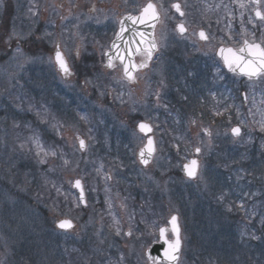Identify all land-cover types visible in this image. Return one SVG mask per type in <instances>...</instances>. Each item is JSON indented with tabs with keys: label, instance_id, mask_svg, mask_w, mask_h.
Returning <instances> with one entry per match:
<instances>
[{
	"label": "rangeland",
	"instance_id": "374dc122",
	"mask_svg": "<svg viewBox=\"0 0 264 264\" xmlns=\"http://www.w3.org/2000/svg\"><path fill=\"white\" fill-rule=\"evenodd\" d=\"M18 1L22 0L5 1V7L6 5L8 7L5 14L3 1L0 0V116L4 115L6 104L9 111L10 107L12 108L13 118L19 115L21 110L37 106L40 115L39 127L44 128L42 131L44 139L40 137L44 151L38 155L36 146L29 142L25 143V140L24 147L19 145L17 142L20 139L19 134L8 138L0 122V264H63L66 250L70 254L74 253V248H68L67 244L74 243L72 242L74 239L80 242L86 234L85 231L93 233L98 243L108 232L102 221H99L98 214H93L98 202L97 194L103 193L104 199L100 196L99 200L101 205L108 204L116 209L117 213H121L120 208L126 205V200L122 196L121 198L118 192L116 194V191L125 192L126 196L128 194L131 196L134 192L139 195L147 194L144 185H147L146 189L149 191L144 205L149 199L157 202L161 197L164 200L161 206L165 209V221L161 225H164L170 216H178L182 240L178 264H264V147L262 150L258 149L259 142L264 146V140L260 141L264 138V123L259 117L243 118L238 114L213 112L207 106H201L196 111H185L183 108L179 112V104L187 97L189 99L191 97L181 94L184 87L175 77L165 89L152 85L145 102L141 100L145 88L138 86L132 91V94L137 95V99L132 98L133 100L124 103V108L118 111H130L126 116L137 115L141 120L152 124L155 130L156 156L148 169L139 168L135 153L144 145V140L133 128L127 137L132 144L131 151L129 150L132 163L129 161L128 167L123 166L124 170L118 169V173H115V167H111L109 163L96 162L98 158H104L101 152L106 150L110 152L113 148L92 133L90 127L94 126L98 130V135L101 136L102 133L106 135L105 129L99 125L102 122L95 123V120L83 117L85 114L83 116L79 114L84 111L79 107L83 109L86 103L80 97L86 95L79 86H75L71 81L65 85L56 81V84L53 83L52 93L59 94L62 98H55L54 103L58 106L55 113L46 109L54 106L48 101L47 96L45 97L47 106L44 103L41 105L39 103L38 106L36 102L27 105L21 103L22 97L17 90L26 85L30 87V81L27 79L30 72L24 68L32 66V61L27 60V52L23 54L21 49L14 45L15 42L24 43L30 36L26 32L29 27L24 26L22 21L24 17L18 12L21 5ZM147 1L137 0L138 7L144 6ZM149 1L157 3L155 0ZM186 1L162 0L157 3L162 20L160 19L157 25L155 36L161 39L159 46L162 50L169 44L175 46L176 41L180 39L186 40L191 35L190 32L197 31L201 26L199 23L190 25L184 22L187 32H190L186 37L178 38L170 6L177 2L183 7ZM228 1L242 9L246 8L240 9L241 16L252 19L250 17L252 9L249 12L251 0ZM241 4L244 6L241 7ZM260 9L264 15V0H261ZM10 14L13 20L9 17ZM258 24L264 25L262 22ZM232 25L251 29L247 28V25H240L239 22ZM22 27L25 34L21 32ZM192 41L195 47L200 48L199 52L218 46L212 43L203 46L197 38ZM8 47L12 48L8 50ZM39 57L40 55L37 56ZM24 64L27 66L24 67ZM193 67L191 69L195 68ZM43 72L53 74L51 70ZM23 78L25 80H21ZM31 88L35 86L32 85ZM159 90L160 95L157 93ZM34 92L38 91L35 89ZM64 94L72 97L71 100L66 101ZM20 106L21 109L16 110ZM148 108L159 113L162 110V117L158 119L155 115L144 116L149 113ZM232 109L233 106L230 110ZM67 112L71 115L69 118L65 116ZM97 113L112 120L107 111ZM74 114H79L77 116L79 118L83 117L85 132L84 125ZM72 116L74 117L71 119ZM5 117L8 116L0 117V121ZM184 119L186 121L183 122L182 134H176L178 124ZM162 120L166 122L167 135L161 130ZM117 121L122 123H119L121 126L116 123L118 130H123L125 123L128 122L123 118H117ZM233 126H238L242 133L237 140L229 135V130L232 131ZM14 129L12 123L7 131L18 133ZM169 133L177 135L175 144H166L171 143ZM78 136L83 138L87 145L82 154L77 147ZM57 140L61 142L62 150L57 145ZM171 148L174 159L168 158V151ZM194 149H199L200 173L196 181L189 182L180 178L181 167L193 157ZM52 152H55V155ZM89 165L98 166L101 168L100 172L96 171L87 177L84 174L85 168ZM167 165L174 166L172 172H177L180 181L175 177L170 179L168 174L171 167ZM138 175L140 177H137ZM107 176L111 178L109 182ZM127 176L129 179L125 180ZM75 180L82 181L87 194L95 191L93 197H87L88 206L83 211L79 209L77 197L71 190V183ZM129 180H135L131 187L126 185ZM42 187L44 190L40 189ZM117 216L121 217V214H116ZM137 216L144 220L149 217L147 213ZM61 218L71 220L76 225V231L63 237L56 234L61 239L58 243L52 242L50 224ZM117 221L119 227L112 234L119 237L118 247L121 248L123 245L129 247H126L125 251L127 258L133 251L142 255L132 264H149L144 258L149 243L145 245L142 241L137 243V246H131L137 239L140 240V237L134 236L132 231L130 238L125 237L128 227L121 226L122 217ZM151 233L152 235L146 236L149 240L155 234L157 237V229ZM113 237L114 235L111 238ZM62 238L66 240L63 241ZM102 249L99 247L97 254H101ZM76 258L81 259L79 255ZM55 261L57 263H54ZM96 262L86 261L85 264Z\"/></svg>",
	"mask_w": 264,
	"mask_h": 264
},
{
	"label": "flooded vegetation",
	"instance_id": "af4514ba",
	"mask_svg": "<svg viewBox=\"0 0 264 264\" xmlns=\"http://www.w3.org/2000/svg\"><path fill=\"white\" fill-rule=\"evenodd\" d=\"M1 1L4 4L5 1ZM214 1L187 0L186 5L184 4L183 7L179 3V12L180 14L183 13V15H179L178 13L176 15L174 13L175 17L181 22H186L190 25L199 23L201 26H199L197 31H188L191 33V38L189 36L186 40L180 39L187 36L188 32L185 30L178 37L180 41H176L175 46L169 44L164 50L161 47H157L156 53L151 59H148L145 53L135 56L133 58L135 65L139 66L142 63H146V66L136 67L131 81H125L122 77L120 81L116 79V77L121 76V67L117 63H112V67H108L105 62V54L115 36V24L124 16L134 15L136 0L18 1L21 3L20 12L25 17L22 21L24 22V26L29 27V30L26 32L30 36H28V39L24 43L15 42V46L20 48L23 54L30 49L27 60L32 61V66L26 67L24 70L34 71L46 67L55 71L54 54L58 46L69 68L73 72L74 76L72 79L75 77V71L81 77L91 76L90 73L88 75V72L95 71L99 78L86 79L89 85L100 86V88H106L107 86L113 87L114 92L108 91L107 93L110 102L114 104L116 110L112 113L115 119L109 121V124L116 126V123H119L117 118H123L128 120L125 123L127 126L123 130H118L117 127H103L106 131L105 136L104 133L101 136L98 135V130L96 129L95 133H92L95 136H99L100 141L106 142L110 148H113V151L109 150L110 152H108L106 150L101 152L104 158H98L99 162L116 164V160H119L125 163L131 161L130 151L132 144L127 139V135L131 132L129 124L138 121L139 117L137 115L126 116V113H130V111L124 112L118 110L123 109V104L133 100L132 98L137 99V95L132 94V91L138 86L145 88L141 99L143 102L149 97V88L152 85L165 89L166 85L172 81L173 74H176L180 68H182L184 82L193 87L192 99L197 103L196 110H199L201 106H207L213 112H221L229 115L238 114L243 118L259 117L261 122L264 123V77H260L255 81H247L232 76L224 70L217 57V52L221 47L231 48V44H236L238 40L251 37H263L264 31L257 25L253 26L252 19L248 16L242 17L240 10L242 8L239 6L232 5L233 3H229L228 0ZM244 9L246 8L242 10ZM251 9L252 13L250 17L254 11L252 5L249 12ZM5 10L6 7L4 4L3 12L6 14ZM174 15L171 16L173 19ZM180 16L181 18H179ZM230 22H239L240 25H247V28L251 29L246 30V26H238L237 29L231 30ZM200 31L204 32L207 39H200ZM21 32L25 34V29L23 28ZM194 38H197L198 42L203 46L210 43L218 46L216 48L209 47L204 52H199L198 49L200 48L195 47L194 41H192ZM160 41L161 39L156 41L157 45H160ZM11 48L8 47V50ZM38 55H40L39 58H37ZM25 66L27 65L24 64ZM191 67L194 69H191ZM60 79L66 82L62 78ZM112 95L115 100H111ZM34 98L37 99V95ZM232 106L233 109L230 110ZM32 109L33 130L35 131V135L39 136L37 134L39 129L38 107L35 106ZM42 130L44 128H40V131ZM33 136L29 135V139ZM153 136L155 143V131L153 132ZM142 139L144 140V138ZM261 140H264V138ZM30 142L33 144L32 139H30ZM57 143L60 150H62L61 142L57 140ZM85 146L87 145L85 144ZM258 147L259 150H262L264 146L259 142ZM93 196L94 194L90 193L86 195V198ZM97 196L98 202L93 214H98L99 221H102L103 227L108 231L104 235L105 238L109 240L114 235L115 238H111L110 243H113L112 240L118 241L119 239V237L112 233L119 227L117 219L121 220V217L123 219L120 222L122 224L121 226L126 225L128 227L127 231H125V237L130 238V232L132 231L134 235L138 234L140 239H142L140 243L142 241H144L143 243L145 245L149 243L148 248L158 240V232L161 227L165 226V224L161 225L165 221V209L160 207L161 200L155 203V207L153 208L141 206L132 207L128 203L120 208L121 213H117L118 211L108 204L106 206L101 205L99 201L101 193L97 194ZM138 200L142 201L143 198L140 196ZM80 210L83 211L86 208L82 207ZM87 213L89 215V211ZM143 213L149 215L147 220L137 216ZM116 214H121V217L117 216V218ZM108 224L109 226H106ZM156 229L157 237L155 234L149 240V237L146 236L152 235V230L156 231ZM85 233L80 242L76 239L72 242L79 244L86 243L88 237L92 242H97L93 233L89 230L85 231ZM71 244H68L69 248ZM131 246H133V243ZM126 247L124 245L121 246V250L117 249L116 254H101L92 260L88 261L87 259H83L74 262V264H85L86 261L107 260H113L116 263L124 261L136 263V259H139L142 255L134 253L133 251L127 258V252L125 251L129 247ZM145 253L144 258L146 257Z\"/></svg>",
	"mask_w": 264,
	"mask_h": 264
},
{
	"label": "snow or ice",
	"instance_id": "6c2138e0",
	"mask_svg": "<svg viewBox=\"0 0 264 264\" xmlns=\"http://www.w3.org/2000/svg\"><path fill=\"white\" fill-rule=\"evenodd\" d=\"M243 6L244 5L241 4V7ZM173 7L178 12L180 11V6L178 4H174ZM181 15H183V13H181ZM256 15L260 19H264V15H262L260 12H257ZM157 18H158V14L156 11V7L153 3L150 2L141 10L139 16L128 15L119 21L120 32L117 33V37L119 38L122 33L128 30L126 27V22L130 21L132 25L145 24L148 21L155 20ZM177 27L181 33L185 31L183 25H178ZM199 35L202 39H207L203 31H201ZM141 37H142V34H141ZM141 43H143L142 38H141ZM113 46L115 47L116 45L114 44ZM155 47L156 45H155V42L153 41V42H150V47L141 49L138 46L137 51L144 52L147 55V58L151 59L152 49H154ZM217 54L219 55L220 59L223 61L224 66L228 69L229 72L246 77L248 80H253L256 78L264 77V45L262 44L255 43V42L249 43L248 41H245L244 46L239 49L221 47ZM54 58H55V62L58 65L60 71L65 76L72 74L58 46L55 51ZM121 62L123 63V57H121ZM145 66H146V63H142L139 66L133 64L131 65V68L135 69L136 67H145ZM108 67H112L111 59L109 60ZM124 73L130 80L133 79L132 71L130 70L129 65L127 64L124 65ZM139 128L142 132H144L145 130L151 131V128L144 123H141L139 125ZM232 132H233V135H239L240 129L233 128ZM30 139H32L33 144H35L36 148L38 149V152H37L38 155H39V152L44 151V146L38 135H34ZM80 145H81V148L84 147L83 140L80 141ZM153 151H154L153 141L151 138H149L147 145H145V148L141 149V152H140V156H141L143 163L148 162L147 159L145 158V152H147L148 156H150ZM197 152H199V149H197ZM52 154L55 155V152H52ZM185 171L189 177H194L197 172V161L192 160L190 162V165H185ZM74 186L77 188H81L80 181L77 180ZM80 199H81V202H83V190L82 189H81ZM169 223L171 225L170 230L173 233L175 238L169 241L166 238V232H168L169 229L164 228V227L160 228L159 230L160 239L161 241H163L166 247L163 250V254H162V257L160 258L159 264H177L179 260L181 240H180V230L177 224V217L172 216ZM57 227L60 229H70L72 227V223L70 220H62L58 222ZM117 234L119 233L117 232ZM149 259L153 260V264H157L156 259L153 258L151 255H149Z\"/></svg>",
	"mask_w": 264,
	"mask_h": 264
},
{
	"label": "water",
	"instance_id": "95a60500",
	"mask_svg": "<svg viewBox=\"0 0 264 264\" xmlns=\"http://www.w3.org/2000/svg\"><path fill=\"white\" fill-rule=\"evenodd\" d=\"M258 2V0H253V3L256 5ZM257 16V15H256ZM257 19H259V17H257ZM156 21L155 20H150L148 21L147 23L145 24H136V25H132L131 22H126V27H127V31H125L124 33L121 34V36L119 37L120 38H123V39H126L128 41H131L132 39H138V37L142 38V39H148L149 38V33L152 32L153 30V25H154V22ZM141 34H142V37H141ZM137 45V44H135ZM133 45V46H135ZM241 76V75H240ZM153 153L154 151L152 152V154L150 156H148L147 152H145V158L147 159V163H143L142 162V159H141V156H140V153L138 154V161L139 163L142 165V166H146L152 156H153ZM191 162V161H190ZM190 162L188 165H190ZM197 169H198V165H197ZM197 174V172H196ZM183 176L186 177L187 179H190V180H193L196 175L194 177H189L185 171V166L183 167ZM79 190V193L81 195V190L80 188H78ZM171 220V219H170ZM171 225L169 223V231L171 232ZM180 230V229H179ZM172 236H173V239L175 238L173 233L171 232ZM166 247V245L163 243V241H160L159 244L157 245H154L150 251V253L148 254L151 255L153 258L156 259L157 261V264H159V261H160V258L162 257V254H163V250L164 248Z\"/></svg>",
	"mask_w": 264,
	"mask_h": 264
},
{
	"label": "trees",
	"instance_id": "16d2710c",
	"mask_svg": "<svg viewBox=\"0 0 264 264\" xmlns=\"http://www.w3.org/2000/svg\"><path fill=\"white\" fill-rule=\"evenodd\" d=\"M14 119V118H13ZM13 124H15V121H13Z\"/></svg>",
	"mask_w": 264,
	"mask_h": 264
}]
</instances>
